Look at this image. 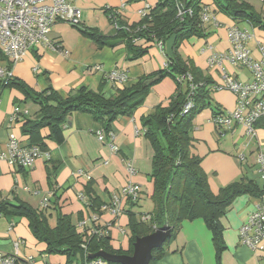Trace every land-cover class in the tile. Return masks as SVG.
I'll list each match as a JSON object with an SVG mask.
<instances>
[{
  "label": "crops",
  "instance_id": "1",
  "mask_svg": "<svg viewBox=\"0 0 264 264\" xmlns=\"http://www.w3.org/2000/svg\"><path fill=\"white\" fill-rule=\"evenodd\" d=\"M260 14L264 24V2L245 0ZM155 6L157 0H73L83 13L82 25L96 29L103 35L104 44L84 36L77 27L65 22L53 26L51 37L69 51L65 56L59 51L34 47L25 57L13 65L14 78L25 83L36 91L56 90L66 97L82 87L102 92L106 97L116 95L119 90L130 87L140 77L150 74L166 65L167 55L171 53L174 37L166 40L164 46L155 40L139 39L135 44L146 48L143 56L133 58V54L123 39L115 37L116 31L110 21L107 9L120 11L121 18L128 24L141 20L140 10L146 3ZM212 15L218 21L205 24L204 37H191L183 42L180 52L190 59L195 67L205 76L218 83L223 82V74L249 82L253 79L248 67L223 61L221 66H211L208 62L213 53L227 52L231 46L229 28L238 26L249 30L251 37L246 42L247 48L255 58H260V46L264 47V27L253 26L245 20H234L219 11L214 0H203ZM6 57L0 51V65H8ZM101 66V70L94 66ZM120 69L128 74L125 83L108 81L104 73ZM177 91V81L169 76L154 85L144 102L132 115H122L112 124L115 134L114 151L110 143L112 137L104 130L103 125L88 112L71 113L64 124V139L58 142L50 127L40 130L36 142L44 143L50 153V159L40 158L33 167L11 165L7 158L8 143L15 135L21 144L29 145L32 140L26 131L30 120L37 118L39 104L31 100L19 88L4 86L0 82V202L18 203L23 201L35 209L48 214L51 226L56 225V206L61 212L70 216L76 224L88 217L93 209L81 199L87 188L91 196L97 199L100 206L101 224L112 218L107 210H102L105 203L111 201L115 194L129 182L139 183L142 187L137 201H122L123 213L117 218L119 225L125 229L122 233L118 226H113L109 233L111 244L115 249L128 250L131 213L137 215L138 206L148 199L152 200L149 209L154 210L152 199L154 181L152 178L154 148L146 135L142 118L154 113L159 105H167L171 96ZM211 104L197 113L191 130L193 154L202 158L201 166L208 176L214 193L221 187L234 181H255L262 189L257 155L264 147V126L257 128L256 136L249 134L245 127L233 123L230 127L219 128L213 122L214 106L230 111L236 107V95L227 89L211 91ZM15 106L21 113L17 120L9 121ZM105 139H99V132ZM244 160H241V156ZM127 161L132 162L136 174L131 176ZM82 171V174L79 172ZM86 196V195H85ZM87 197V196H86ZM49 199L48 207L43 200ZM259 198L246 193L238 195L221 218L224 248L218 257L213 240V233L202 218L185 220L177 236L167 247L166 254L156 264H264V252H254L240 240L239 230L248 215L254 211ZM87 197V202H88ZM150 212V213H152ZM16 242H19L18 256L22 264L29 256L37 264H66V256L49 254L46 243L39 241L29 227L25 216L9 217L0 214V253L15 254Z\"/></svg>",
  "mask_w": 264,
  "mask_h": 264
},
{
  "label": "trees",
  "instance_id": "2",
  "mask_svg": "<svg viewBox=\"0 0 264 264\" xmlns=\"http://www.w3.org/2000/svg\"><path fill=\"white\" fill-rule=\"evenodd\" d=\"M214 1L217 9L231 19L245 20L253 26L264 27L260 14L245 0ZM179 4L183 5V14L179 13ZM207 7L203 0H157L150 13L141 17L136 24L123 21L121 14H118L114 21L116 25L110 18L116 31L115 37L126 42L133 58L143 56L147 52L146 48H140L135 44L139 39L155 40L164 46L167 39L174 37L172 51L167 55V66L143 75L133 85L119 90L112 97H106L102 92L87 87H82L66 97L54 89L39 92L13 75L2 81L4 86L21 89L27 97L39 104L37 118L29 121L31 125L26 130L32 140L35 141L40 130L47 126L58 142L64 139L62 124L71 113L75 111L90 113L109 133L117 118L135 112L154 85L169 76L177 81V91L171 96L168 104L159 105L154 113L142 118L146 135L154 148L152 199L155 207L152 213L130 214L131 236L128 250L115 249L111 244L110 234L91 236L87 231L79 230L70 216L61 212L57 206L56 225L51 226L48 214L44 210L35 209L23 201L0 202V214L9 217L25 216L29 220L32 233L39 241L46 243V251L49 254L66 256V264L84 263L89 259V254L100 250L132 254L137 237L167 226L171 229L170 237L162 247L153 250L150 264H156L166 254L168 245L177 236L182 223L185 220L202 218L213 233L219 257L224 248L221 218L227 208L238 195L249 193L260 198L264 194L258 183L244 180L231 182L221 187L218 193H214L201 166L202 158L191 151L193 120L198 112L211 104L210 94L216 90L218 82L205 76L190 59L184 58L180 47L191 37H204L207 34L205 24L209 21L203 20V11ZM189 9H192L191 14ZM107 12L110 16L113 10L107 9ZM77 28L84 36L104 44L102 40L104 37L98 30L88 29L83 25ZM189 100L193 106L187 113L182 114ZM224 112L225 110L219 106H214L213 116ZM259 126H264V116L255 122V128ZM29 145H37L47 150L44 143L35 141ZM85 195L89 200L87 205L93 212L101 213L97 199L91 196L89 188ZM143 214H151V220H142L140 215Z\"/></svg>",
  "mask_w": 264,
  "mask_h": 264
},
{
  "label": "built area",
  "instance_id": "3",
  "mask_svg": "<svg viewBox=\"0 0 264 264\" xmlns=\"http://www.w3.org/2000/svg\"><path fill=\"white\" fill-rule=\"evenodd\" d=\"M264 2V0H261ZM183 5L179 4L180 14H183ZM152 5L146 3L140 10L141 17L150 13ZM192 13V9L188 10ZM120 11H113L109 18L116 21ZM82 10L73 3V0H0V51L6 57L8 65H0V82L12 76L13 65L21 61L27 52L34 47L50 48L65 56L69 51L63 48L52 37L53 26L57 22H65L72 26L82 25ZM204 21H218L211 14L209 8L203 11ZM117 23L114 22V25ZM251 37L248 29L232 26L229 28V38L231 46L227 52L213 53L209 57L211 66H221L223 61H229L235 65L250 68L253 79L249 82L241 81L232 75L224 74V82L215 86L216 90L227 89L236 95V107L218 116H213V122L219 128L230 127L233 123H238L245 127L252 136H256L257 129L255 122L264 116V47L260 46V58H255L247 48L246 42ZM167 66V62L166 65ZM94 69L101 70V66L96 65ZM105 78L114 83H125L128 80L127 72L115 69L104 73ZM191 79V78H190ZM193 106L192 101H188L183 109L185 114ZM21 109L15 106L9 116V121L17 120ZM99 139L104 140L105 134L99 132ZM112 137L111 148L117 151L119 148L114 143L115 134L109 132ZM11 165L22 167H33L40 158H50V153L37 145H23L15 135H11L8 143V154L5 156ZM241 160H244L242 155ZM257 165L264 190V147H261L257 155ZM129 174L134 176L136 168L132 162L127 161ZM82 174V171L79 172ZM142 187L139 183L129 182L121 188L120 194H115L111 201L102 206V210H107L112 218L104 225L101 224V215L93 212L88 217L80 219L76 223L79 230H85L89 235L104 236L109 233L113 226H118L122 233L125 229L119 225L117 218L123 213L122 201L139 199ZM81 199L87 202V197L81 193ZM49 199L43 200V206L48 207ZM144 221L151 220V214L140 215ZM241 242L254 252H264V194L256 203L255 209L251 212L239 230ZM86 247V244H84ZM19 242H16L15 254L0 253V264H22L18 256ZM26 264H37L33 256L27 257ZM77 264V263H76ZM80 264H110L102 257L88 259Z\"/></svg>",
  "mask_w": 264,
  "mask_h": 264
},
{
  "label": "water",
  "instance_id": "4",
  "mask_svg": "<svg viewBox=\"0 0 264 264\" xmlns=\"http://www.w3.org/2000/svg\"><path fill=\"white\" fill-rule=\"evenodd\" d=\"M170 235L171 229L163 226L148 235L137 237L132 254H117L100 250L89 254V258L102 257L109 263L115 264H150L153 250L162 247Z\"/></svg>",
  "mask_w": 264,
  "mask_h": 264
},
{
  "label": "rangeland",
  "instance_id": "5",
  "mask_svg": "<svg viewBox=\"0 0 264 264\" xmlns=\"http://www.w3.org/2000/svg\"><path fill=\"white\" fill-rule=\"evenodd\" d=\"M224 74H228V73H224ZM224 74H223V77H224ZM230 75V74H229ZM223 82H224V78H223ZM151 203H152V200H147L142 206H138L137 208H136V211L138 212V211H140V214L141 213H148V211H146L147 210V208L149 209V206L151 205ZM150 204V205H149ZM150 212H152V211H149V213ZM127 228V230H128V233H129V236H131V230H130V228L129 227H126Z\"/></svg>",
  "mask_w": 264,
  "mask_h": 264
}]
</instances>
